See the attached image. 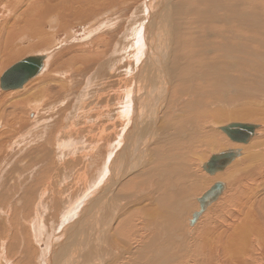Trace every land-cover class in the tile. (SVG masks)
<instances>
[{"label":"bare ground","instance_id":"1","mask_svg":"<svg viewBox=\"0 0 264 264\" xmlns=\"http://www.w3.org/2000/svg\"><path fill=\"white\" fill-rule=\"evenodd\" d=\"M83 2L75 1L79 6L64 12L68 17L80 14L79 19L96 15ZM23 3L0 0V66L46 45L45 26L62 15V1L60 8L54 0ZM145 8L147 25L127 63H123V52L129 43L124 47L117 43L108 64L73 59L74 51L59 54L52 64L54 49L38 51L43 68L8 95L1 89L4 73L0 74V114L9 108L5 103L16 113L31 114L17 118V123L8 118L0 121V183L6 184L0 187V264H264L263 127L242 120L264 115L258 109L264 108V86L255 88L264 80V63H260L264 59V0H151ZM68 17L60 18V29L71 27L65 21ZM96 28L84 29L85 35H95ZM35 37L38 42L24 46ZM215 37L232 43L228 57ZM70 39L74 35L65 43ZM111 40H93L91 48L103 56L107 51L99 49L109 47ZM67 55L74 61L67 58L66 65ZM248 60L254 64L244 65ZM94 68L96 74L87 78L74 104L77 108L73 107L76 117L84 119L82 127L77 119H69L70 98L77 82L82 84L80 78ZM253 75L259 80H252L253 87L245 89ZM38 77V83L31 84ZM110 94L114 102L103 97ZM260 94L262 103L253 102L251 98ZM5 96L16 100L6 101ZM242 96L251 99L254 107L223 109ZM115 107L121 117L113 122ZM224 117L236 120L222 124ZM236 123L258 126L257 135L247 144L232 141L230 128ZM227 139L236 145L224 147ZM202 148L210 150V156L199 163L205 172L199 177L194 166L198 168L195 161ZM233 149L240 150V156L225 170L211 175L204 169L213 154ZM240 164L243 167L232 172ZM76 166H82L81 175L73 174ZM89 171L95 172L93 177ZM228 172L231 180L243 173L242 179H249L247 187L241 183L238 200L250 187L242 202L251 207H246L242 219L234 212L235 219L215 233L205 220L229 194L228 182L221 180ZM205 178L215 180L205 185ZM97 180L105 183L90 189ZM219 182L225 184V191L193 223L194 214L202 209L199 198ZM192 199L195 205L189 203ZM134 217L136 224H132ZM201 224H205L202 230Z\"/></svg>","mask_w":264,"mask_h":264},{"label":"rangeland","instance_id":"2","mask_svg":"<svg viewBox=\"0 0 264 264\" xmlns=\"http://www.w3.org/2000/svg\"><path fill=\"white\" fill-rule=\"evenodd\" d=\"M6 1H8V3L9 2H15V0H6ZM28 2L27 4H32V3H35L36 2V0L35 1H33V0H21V2L23 3V2ZM32 1V2H31ZM40 1V0H39ZM43 1H46V2H49V1H53V0H43ZM61 1L63 2L62 4H61V7L62 8H60V3H61ZM54 0V2L56 3V4H58V8H60L62 11H60V9H59V11L61 12V14L62 15H60V17H58V19H56L57 18V16H54V20H57V21H54V22H49V23H47V25L45 26V30H46V35L44 36L45 37V40H47L48 41V43H46V45H44V46H41V47H38V48H36L35 50H31V51H27V52H25V53H22V55H20V56H16L15 57V59H14V61H12V60H10L9 62H6V64H4V65H1L0 66V70H1V72H0V74H2V73H5L7 70H9L12 66H14V65H16L17 63H19V62H21V61H23L24 59H27V58H30V57H32V56H37L38 54H35L36 52H38V51H46V50H48V49H54V53H53V57L51 58V62H52V64L54 63V58L55 57H57L59 54L61 55V54H63V53H66L67 51H74L73 52V59L75 58V57H77V59H80V58H84L85 60H87V61H91V63L92 62H95V61H98V62H100L101 61V63L102 64H108V58H112L113 56H114V54L112 55V51H113V48H114V46L115 45H117V43L119 44V45H122L123 47H124V45L126 44V45H128L127 43H129V45L128 46H125V50H124V52H123V58H125L124 60H123V63H127L128 62V59H130V53L132 52V49H133V47H135L136 46V38L137 39H140L141 38V36H142V34H144V29L146 28V25H147V20H148V14H146L145 12H147V10H145L146 8V6L149 4V2L151 1V0H84V2H83V5L84 6H87V10L88 9H92V8H94V10H95V14L96 15H94L93 17H91V18H87V17H84V16H82V17H84L83 19H82V17L79 19L78 17H79V15L80 14H74L73 16L71 15V16H67L66 14H68V13H65L64 12V10H67V12H68V9L70 8L71 10L72 9H74V8H77V6H79L78 4H74L75 3V1H78V0H72L73 2H67L66 0ZM81 1H83V0H81ZM109 1V2H108ZM146 1H147V3H146ZM31 2V3H30ZM42 2V1H41ZM66 2V3H65ZM203 2V1H202ZM64 3H65V5H64ZM24 4V3H23ZM146 4V5H145ZM73 5V6H72ZM142 5H144L143 6V8H142ZM67 6V7H66ZM76 6V7H75ZM20 7V6H19ZM22 7V6H21ZM23 8H25V6H23L22 7V9ZM22 9L20 10V11H22ZM141 9H142V14L140 13V11H141ZM138 10V11H137ZM19 11V12H20ZM77 11V10H76ZM145 11V12H144ZM70 12V11H69ZM65 13V14H64ZM111 13V14H110ZM138 13V14H137ZM57 14H59V12H57ZM147 15V16H146ZM171 15H172V19H175V16H174V14H172V10H171ZM63 16H64V18L65 17H68V18H66L65 19V21H67L69 24H70V26L71 27H68V28H66V29H64V28H61L60 29V26H61V19L63 20ZM113 16V17H112ZM102 17V18H101ZM118 17V18H117ZM61 18V19H60ZM103 18L106 20H103ZM147 18V19H146ZM74 19H76V21L74 20ZM100 19V20H99ZM114 19H116V21L114 20ZM146 19V20H145ZM59 20V21H58ZM64 21V22H65ZM110 21V22H109ZM59 22V23H58ZM63 22V23H64ZM97 22H99V23H97ZM100 22H101V24H100ZM75 23H77V24H75ZM111 23H113V24H111ZM98 24V25H97ZM115 24V25H114ZM100 25V26H99ZM106 25H114L113 26V28L112 27H107ZM76 26V27H75ZM88 26H90V28H88ZM1 27V26H0ZM94 27V28H93ZM96 27H99V30L95 33V35L94 34H92V35H90V36H88V35H85L86 34V32H85V30L86 31H88V29H89V31L90 30H92V29H97ZM102 29H101V28ZM104 27V28H103ZM82 28V30L81 31H79L80 29ZM88 28V29H87ZM85 29V30H84ZM101 29V30H100ZM106 29H107V31H106ZM109 29V30H108ZM77 30V31H76ZM103 30V31H102ZM84 31V32H83ZM105 31V32H104ZM51 32H53V33H51ZM223 32H225V33H227L226 31H223ZM99 33V34H98ZM77 34V35H76ZM104 34V35H103ZM70 35H74V40L72 41V39H70L67 43H65V41L66 40H68V37L70 36ZM83 35V36H82ZM113 35V36H112ZM80 36H81V38H80ZM84 37H85V41L83 40L84 39ZM96 37V38H95ZM103 37H107V38H111V39H113V40H111V43L109 44V47L107 48V47H101L99 50L101 51V52H104L105 50L107 51L106 53H104V55L102 56L101 55V53L100 52H98V51H96V49H94V48H91L92 47V41L93 40H97V39H102ZM88 38H91V39H88ZM44 39V38H43ZM80 40V41H79ZM82 40H83V42H82ZM87 40H88V42H87ZM91 42H90V41ZM39 41V38H34L31 42H25V44H24V46H28V45H30V44H32V43H35V42H38ZM216 42V44H217V42H218V44H222L224 47H222V50H225V49H227V57L231 54V53H229V52H232V50H233V47H232V43L230 42V41H226L227 43L229 42V45L228 44H226V42H222L221 40H218L217 39V37H215V39H214V41L213 40H211L210 39V42ZM76 42V43H75ZM63 43H65L66 45H62ZM88 43H90V46H88L89 44ZM125 43V44H124ZM234 43V42H233ZM28 44V45H27ZM86 45V46H85ZM82 46H84V52H80V54H78V52L77 51H79V47H82ZM58 49H57V48ZM46 48V49H45ZM90 48V49H89ZM107 48V49H106ZM45 49V50H44ZM55 49H56V51H55ZM93 49V50H92ZM1 50H3L2 48H1ZM1 50H0V52H1ZM34 53H33V52ZM97 54V55H96ZM25 55V56H24ZM82 55H83V57H82ZM2 56V54L0 55V57ZM80 56V57H79ZM59 57V56H58ZM79 57V58H78ZM2 58V57H1ZM0 58V59H1ZM68 55L66 56V58H64V60L65 61H67V63H66V65L68 64V62L70 61L71 63H72V61H74V60H72L71 58H68V59H71V60H69L68 61ZM67 59V60H66ZM106 59V60H105ZM84 60H82V62H83ZM13 62V63H12ZM250 62L252 63V64H254V62L253 61H250V60H248V61H245L244 62V65H250ZM260 63L261 64H263L264 63V59H262V61L260 60ZM10 66H9V65ZM12 64V65H11ZM96 63H94V64H92V65H95ZM120 64H122V63H120ZM79 65V64H78ZM136 65V64H135ZM248 68L249 67H245V69L246 70H248ZM96 70L98 71V67H96ZM95 70V68L90 72V73H88L86 76H84V77H82V78H80V80H81V82H82V84H80L79 82H77L78 84L74 87L75 89H77L76 90V92L74 93V95L70 98L71 100H72V105H71V107L72 108H70L71 110H70V117H69V119H70V121H73V120H75V119H77V122L79 123V125H81L82 127H83V124H82V121L84 120H81L82 118H79V117H76V112H75V110L76 109H74L73 107H75V108H77V106H74V104L76 105L77 104V101L79 100V94H80V92L81 91H83V89H85V85H86V82H87V78L90 76V78L92 77V76H94L95 74H96V71ZM254 70V69H253ZM69 71L70 70H66L65 69V72H67L68 74H69ZM122 71H124V70H122ZM90 74V75H89ZM235 74V73H234ZM254 74H255V70H254ZM3 75V74H2ZM236 75V74H235ZM254 76V75H253ZM59 77H61V78H63V76L62 75H60ZM40 80L41 78L40 77H38V78H35L32 82H31V84L32 83H38V80ZM251 79V82L250 83H248V84H244L245 85V89L248 87L249 89H251L253 86H251L250 84L252 83V80H256V82L259 80L257 77H251L250 78ZM264 86V80L261 78L260 79V82H259V85H257L255 88L256 89H258V88H262ZM2 89V88H1ZM94 90L96 89L95 87L93 88ZM92 89V90H93ZM106 89V88H105ZM108 89V88H107ZM24 91V90H23ZM5 92V91H4ZM9 92V93H8ZM10 92L11 93H14L15 91L14 90H12V91H7L6 93L7 94H4V95H8V94H10ZM79 92V93H78ZM55 94H58V91H56V93ZM108 96V97H107ZM110 96V97H109ZM260 96H262V94H260L257 98H251L252 100H253V102H255V103H257L258 102V100H259V103H262V100L261 99H259L260 98ZM105 99H110V98H112V99H110V100H112L113 102H114V96H113V94L111 95H104L103 96ZM93 95H91V96H89V102L90 101H92L93 100ZM240 98V100L241 101H237V102H231V103H229L228 105H226L225 106V108H223L225 111L227 110V111H232V110H242V109H245V108H252V106H253V104L250 102V101H252L251 99H249L248 100V98L247 97H239ZM4 99H6V101H8V100H13V102L16 100V99H13L11 96H5V98ZM75 99V100H74ZM75 102H74V101ZM245 100H246V103H248V104H244V102H245ZM248 100V101H247ZM243 101V102H242ZM242 104H241V103ZM234 104L236 105V106H234ZM4 105V104H3ZM245 105V106H244ZM252 105V106H251ZM5 106L6 107H9L8 109H6V111H5V114L3 115V113L2 114H0V121H2L3 123H4V118H8V119H11V121H13V122H15V123H17V122H19V121H17L16 119L17 118H19V119H25V117H31V116H29V115H31V114H27V115H24V114H21L20 112H18V113H16V112H14V109L13 108H11L10 107V103H5ZM245 107V108H244ZM254 107V106H253ZM116 108L117 107H115L114 109H115V112H112V114H111V120L113 121V122H116L117 120H118V118L119 117H121L119 114H118V112H116ZM260 111H263V113H264V108H263V110H261L260 108H258ZM74 110V112H72ZM118 110H121V107H120V105H118ZM8 112V113H7ZM75 114V116H73V115ZM72 115V116H71ZM263 116L264 115H262V116H260V117H258L257 119H254V118H251V119H247V118H244V119H242L243 121L245 120V122H252V123H255V124H259V125H261L263 128H261V135L262 136H264V118H263ZM74 119H73V118ZM262 117V118H261ZM72 118V119H71ZM79 119H80V121H79ZM234 120H236V119H232V118H227V117H224L223 119H222V124H226V123H228L229 121H231V122H233ZM227 121V122H226ZM259 134V133H258ZM27 136H28V134H27ZM262 136H260V138L262 137ZM23 137H24V135H23ZM24 138H26L27 139V137H24ZM262 140H263V137L261 138ZM261 139H258V144L259 143H261L260 141H261ZM107 140V139H106ZM106 140L104 141V144H106ZM225 146L224 147H233V145H236V144H234V142H231V141H229L228 139L226 140V142H225ZM238 146V145H237ZM254 146H256V144H253V147L251 148L252 150L251 151H249V153H250V155L252 156V154H253V152H254V149L256 148V147H254ZM109 150V148L107 149V150H104L103 152H105V151H108ZM204 150H206V151H208L207 149H199V151H198V154H199V157L197 158V160H198V162H197V160L195 161V165H198V168H199V163L201 162V161H203L204 160V158L203 157H206L207 158V156H210V153H209V151H208V153L206 152V151H204ZM4 151H5V148H4ZM218 151V150H217ZM216 152V151H215ZM205 153V154H204ZM206 155V156H204V155ZM107 156H108V153H107ZM107 158V157H106ZM209 158V157H208ZM207 158V159H208ZM201 159V160H200ZM200 160V161H199ZM97 166V165H96ZM152 166H154V165H152ZM152 166H150V167H152ZM197 166H194V172L197 174H199V175H197V176H199V177H202L203 176V173H205L204 172V170H202V168H196ZM241 167V164L238 166V167H236V168H234L233 170H232V172L233 171H236V170H238L239 168ZM242 167H243V165H242ZM241 167V168H242ZM74 168V167H73ZM80 168L82 169V166H76L75 167V169L76 170H73V174H75V175H81L82 173H81V171H80ZM97 168V167H96ZM196 168V169H195ZM93 169H94V167H93ZM148 169H149V167H148ZM95 171H96V169H94ZM93 170V171H94ZM199 170H201V171H199ZM89 173L91 174H88V176H91V177H93L92 175H94L95 174V172H91V171H89ZM229 173L230 172H228L227 174L226 173H224L223 175H222V179L221 180H224V181H227L228 182V184H229V190H228V193L229 194H227L226 196H225V198H223V202H224V204L222 205V207L219 209V208H217L216 210H214L215 212H210L209 214H208V216L207 217H210V218H207L206 217V220L205 221H208V222H206V227H209V229L210 230H215V233H217V228H220V227H222V226H225V225H227L228 223H230L229 221H231L232 222V220H234L235 219V217L234 216H236L235 214L236 213H234V212H237L238 214H240V215H238V216H240L239 217V219H242L243 217H244V214H246V212L248 211V209L249 208H246V207H248V206H250V205H248L247 204V202H242V199L243 198H245L246 197V195H247V193H248V190L250 189V187L246 190V192H245V195H243V197L241 198V201L239 202V198H240V196H241V194H242V192L241 191H243V182H245L243 179H244V173L242 174L243 175V177L241 176V174L236 178L237 180H231L229 177H228V175H229ZM207 174V173H206ZM6 176V173L4 174V177ZM207 176H209L208 174H207ZM241 176V177H240ZM210 177V176H209ZM243 178V179H242ZM206 179V178H205ZM240 179H242V181L240 180ZM215 180V179H214ZM213 180V181H214ZM230 180V181H229ZM249 180V179H248ZM248 180H247V182H245L244 183V186H248ZM204 181V180H203ZM213 181L212 182H210V181H208V179H206V181H204V183L206 182L207 184L209 183V185H212L213 184ZM99 183V184H98ZM105 182L104 181H101V182H99V180H97V181H95V182H93L92 184H91V186H90V189H94V188H96L98 185H100V187H102V185L104 184ZM206 183H205V185H206ZM233 183V184H232ZM242 183V184H241ZM251 183H255V182H251ZM98 184V185H97ZM237 184H239V185H241V186H236ZM247 184V185H246ZM208 185V186H209ZM207 186V187H208ZM0 187H6V184L5 185H3V183L1 184L0 183ZM206 187V188H207ZM233 187V188H232ZM234 187H236V189L234 188ZM239 187V188H238ZM242 188V189H241ZM239 189V190H238ZM241 189V190H240ZM3 190V189H2ZM204 190V189H203ZM202 190V191H203ZM235 191L234 192V194L231 192V191ZM201 191V192H202ZM201 192L196 196V197H199L200 196V194H201ZM231 192V193H230ZM193 194H195V193H193ZM233 194V195H232ZM238 194H239V196H238ZM230 196H234V197H230ZM230 197V198H229ZM234 198V199H233ZM226 199V200H225ZM231 199H232V201H234V202H232L231 201ZM194 199H192L191 201H189V203L192 205V202H193V205H195L197 202H196V200L195 201H193ZM230 201H231V203H230ZM227 202H229L228 204H227ZM233 203V204H232ZM241 203V204H240ZM232 204V205H231ZM239 205V206H238ZM234 206V207H233ZM241 206V207H240ZM224 207V208H223ZM227 207L229 208V209H227ZM241 209H240V208ZM251 207V206H250ZM194 208H196V206L195 207H193L192 206V210H194ZM230 208H231V210H232V212H231V210H230ZM234 208V209H233ZM225 209H227V210H225ZM245 209H247V210H245V212H244V210ZM238 210V211H237ZM227 211V213L225 214V212ZM229 212H231L232 214H229ZM244 212V213H243ZM225 216H224V215ZM230 216V217H229ZM225 217H227V219H228V221H226L227 219L225 218ZM242 217V218H241ZM232 218V219H231ZM224 219H225V221H226V223H224ZM135 220V222H133ZM134 220L132 221L133 223L132 224H136V222H137V218L136 217H134ZM223 220V221H222ZM235 221H237V224L238 225H241L240 223H242L241 221H239V220H235ZM212 224H214L213 226H216V227H213V226H210V225H212ZM264 222V221H263ZM94 223V221L92 222V224ZM138 223V222H137ZM210 223V224H209ZM216 223V224H215ZM223 223V224H222ZM200 225V224H199ZM205 226V224L204 225H202L201 224V226H200V228H201V230H202V228ZM130 228H131V226H130ZM215 228V229H214ZM197 234V233H196ZM198 235V234H197Z\"/></svg>","mask_w":264,"mask_h":264},{"label":"water","instance_id":"3","mask_svg":"<svg viewBox=\"0 0 264 264\" xmlns=\"http://www.w3.org/2000/svg\"><path fill=\"white\" fill-rule=\"evenodd\" d=\"M43 57H30L23 60L7 70L1 77L2 90H17L24 87V85L33 79L43 68ZM259 128L252 124L236 123L230 128L232 141L237 143H249L257 134L256 130ZM226 128L223 130L225 131ZM240 150L233 149L213 154L204 166V169L211 175H214L231 164V162L240 156ZM226 186L223 182L216 183L205 195L199 198L201 204V211L196 212L193 216V223L198 221L200 214L205 210L206 206L215 202L221 194L225 191Z\"/></svg>","mask_w":264,"mask_h":264}]
</instances>
